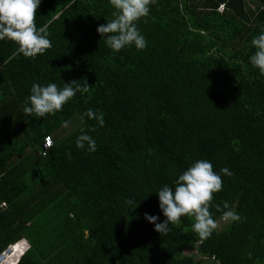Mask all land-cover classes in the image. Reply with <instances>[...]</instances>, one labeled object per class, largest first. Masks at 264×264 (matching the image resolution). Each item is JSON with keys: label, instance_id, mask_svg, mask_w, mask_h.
Masks as SVG:
<instances>
[{"label": "trees", "instance_id": "1", "mask_svg": "<svg viewBox=\"0 0 264 264\" xmlns=\"http://www.w3.org/2000/svg\"><path fill=\"white\" fill-rule=\"evenodd\" d=\"M22 240L264 264V0H0V255Z\"/></svg>", "mask_w": 264, "mask_h": 264}, {"label": "built area", "instance_id": "2", "mask_svg": "<svg viewBox=\"0 0 264 264\" xmlns=\"http://www.w3.org/2000/svg\"><path fill=\"white\" fill-rule=\"evenodd\" d=\"M53 140H52V138L51 137H47V138H45L44 139V142H43V147H42V151H41V153H42V155H45L46 154V152H47V150L49 149V148H51L52 146H53ZM21 242H25V250H24V252L22 253V254H24L26 251H28V249L30 248V246H29V244H28V242L27 241H21ZM21 242H19V243H21ZM19 243H16V244H14V245H12V246H10L9 248H7V250L5 251V252H3L1 255H0V258L1 257H3V258H5V256L7 257L8 255H13V253H14V247L16 246V245H18ZM21 254V255H22Z\"/></svg>", "mask_w": 264, "mask_h": 264}, {"label": "rangeland", "instance_id": "3", "mask_svg": "<svg viewBox=\"0 0 264 264\" xmlns=\"http://www.w3.org/2000/svg\"><path fill=\"white\" fill-rule=\"evenodd\" d=\"M223 10H224V7H223V6H220V7H219V11L223 12ZM79 120H80L79 117H75V118H73L72 121H70L69 123H67L64 127L66 128V130L72 131L73 128L75 127V124H74V123H75V122H78ZM225 222H226V221H225ZM217 227H220V224H219V223H218ZM21 248H22V245H21V244L16 245V246L14 247V253H15L16 251L18 252ZM14 253H13V254H14ZM189 253H190V254L193 253L194 255H196V257L199 258L198 254L196 253V250H192V251H190ZM11 256H12V255H11ZM9 257H10V256H9ZM15 259H16V257L10 261V264H14ZM0 264H2V263H0Z\"/></svg>", "mask_w": 264, "mask_h": 264}, {"label": "bare ground", "instance_id": "4", "mask_svg": "<svg viewBox=\"0 0 264 264\" xmlns=\"http://www.w3.org/2000/svg\"><path fill=\"white\" fill-rule=\"evenodd\" d=\"M22 247H23V248H22V250L20 251V254L16 257L14 264H16V263L19 261L21 254L24 252V250H25V242H23V246H22ZM13 250H14V249H13ZM15 253H17V251H16ZM15 253H14V254H15ZM14 254H13V255H14ZM9 256H10V255H8L7 257L5 256V258H3V259L0 261V263L4 264V262L7 260V258H9Z\"/></svg>", "mask_w": 264, "mask_h": 264}, {"label": "clouds", "instance_id": "5", "mask_svg": "<svg viewBox=\"0 0 264 264\" xmlns=\"http://www.w3.org/2000/svg\"><path fill=\"white\" fill-rule=\"evenodd\" d=\"M22 241H26V240H22ZM20 242H21V241H20ZM18 243H19V242H18ZM23 255H24V254H22V255L20 256V259H21V257H22ZM20 259H19V260H20ZM18 262H19V261H18ZM18 262H17L16 264H18Z\"/></svg>", "mask_w": 264, "mask_h": 264}, {"label": "water", "instance_id": "6", "mask_svg": "<svg viewBox=\"0 0 264 264\" xmlns=\"http://www.w3.org/2000/svg\"><path fill=\"white\" fill-rule=\"evenodd\" d=\"M3 259V257L0 258V261Z\"/></svg>", "mask_w": 264, "mask_h": 264}, {"label": "crops", "instance_id": "7", "mask_svg": "<svg viewBox=\"0 0 264 264\" xmlns=\"http://www.w3.org/2000/svg\"><path fill=\"white\" fill-rule=\"evenodd\" d=\"M22 243V242H21Z\"/></svg>", "mask_w": 264, "mask_h": 264}]
</instances>
